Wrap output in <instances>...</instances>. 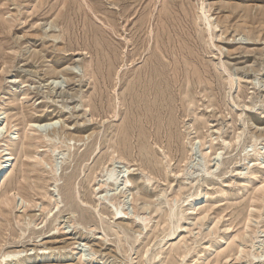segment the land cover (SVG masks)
<instances>
[{"label": "rangeland", "instance_id": "1", "mask_svg": "<svg viewBox=\"0 0 264 264\" xmlns=\"http://www.w3.org/2000/svg\"><path fill=\"white\" fill-rule=\"evenodd\" d=\"M5 152L0 264H264V0H0Z\"/></svg>", "mask_w": 264, "mask_h": 264}, {"label": "bare ground", "instance_id": "2", "mask_svg": "<svg viewBox=\"0 0 264 264\" xmlns=\"http://www.w3.org/2000/svg\"><path fill=\"white\" fill-rule=\"evenodd\" d=\"M90 8V7H89ZM49 24V23H48ZM140 27H142V26H140ZM139 27V28H140ZM141 29V28H140ZM28 46V45H27ZM29 48H31V47H29ZM37 49V48H36ZM47 57V56H46ZM44 59H45V57H43ZM43 59V60H44ZM45 61V60H44ZM74 64V63H73ZM61 67V66H60ZM48 70H49V73L51 74V76L54 78H56V77H59L60 75H64V77H65V75H70L71 73H73V69H74V66L73 65H71V64H68V65H66V66H64L63 68H61V69H58L57 67H49L48 66ZM75 68H76V64H75ZM149 75V74H148ZM152 76V75H151ZM44 77V76H43ZM76 77V76H75ZM50 79V78H49ZM17 80V79H16ZM15 80V81H16ZM59 80V79H58ZM44 82V81H43ZM51 83H54V80H53V82H51ZM40 85V84H39ZM45 85V84H44ZM59 85V84H58ZM54 86V85H53ZM71 88V87H70ZM38 89V88H37ZM66 89V88H65ZM140 90V88H138V91ZM71 91V90H70ZM50 93V92H49ZM51 97V96H50ZM66 107V106H65ZM65 122V121H64ZM45 124H47L48 125V123H45ZM45 124H43V125H45ZM65 132V131H64ZM0 159H1V161H0V185H1V182H2V179L3 178H6V177H8L9 176V174H10V172H11V170H12V167H13V161H11L12 159H13V157H12V155H11V153L10 152H5V153H2L1 154V156H0ZM111 168V167H110ZM5 169V170H4ZM3 171V172H2ZM6 171V172H5ZM106 172V171H105ZM119 172H121V171H119ZM107 173V172H106ZM106 173H105V175H106ZM109 173H110V171H109ZM123 173V172H122ZM124 175V174H123ZM120 173L118 174L117 173V175H115V176H109V177H107V178H105V179H103V183L105 184V185H107V184H109V185H113V184H117L118 183V181H119V178H120ZM124 177V176H123ZM103 178V177H102ZM126 178V177H125ZM121 181H122V179H121ZM120 181V182H121ZM128 182V181H127ZM127 182H126V185L125 186H123V187H120L121 186V184H117V191L120 193V194H122V195H120V197L122 198L124 195H125V189H127V188H129V186H130V184L128 183L127 184ZM132 185V184H131ZM115 186V185H114ZM120 188V189H119ZM125 188V189H124ZM128 190V189H127ZM129 191V190H128ZM127 194V193H126ZM123 199H124V197H123ZM127 201V200H126ZM197 203H198V201H197ZM125 206H127V205H125ZM123 208V207H122ZM127 210V209H126ZM129 213V212H128ZM115 217H116V215H115ZM118 219L119 218H123V216L122 215H119L118 217H117ZM135 224V223H134ZM72 233V232H71ZM71 239L73 240V242H71L73 245H75V243H77V241H78V239H76L75 237H71ZM71 240V241H72ZM68 241H70V240H68ZM56 242H61V241H59V240H57ZM55 241H46V242H43V243H41V244H36V246H34L32 249H38V250H40V249H43V250H45V251H43L42 253H44V254H46V253H51L52 251V249H53V246H51V244H54V243H56ZM62 242H64L65 243V241L63 240ZM80 243V242H79ZM50 244V245H49ZM82 244V243H81ZM38 245H40V246H38ZM70 248V247H69ZM31 249V250H32ZM22 251H28V249L27 250H19V251H12V253H13V255H10L9 254V256H16V254L17 253H22ZM29 252V251H28ZM27 252V253H28ZM55 252V251H54ZM96 253V252H95ZM102 259H104V258H102ZM13 260V259H12Z\"/></svg>", "mask_w": 264, "mask_h": 264}]
</instances>
